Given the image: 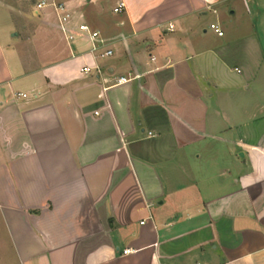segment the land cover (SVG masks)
Here are the masks:
<instances>
[{
    "label": "crops",
    "instance_id": "crops-1",
    "mask_svg": "<svg viewBox=\"0 0 264 264\" xmlns=\"http://www.w3.org/2000/svg\"><path fill=\"white\" fill-rule=\"evenodd\" d=\"M13 1L32 18L0 48L18 263L264 264V0Z\"/></svg>",
    "mask_w": 264,
    "mask_h": 264
},
{
    "label": "rangeland",
    "instance_id": "rangeland-1",
    "mask_svg": "<svg viewBox=\"0 0 264 264\" xmlns=\"http://www.w3.org/2000/svg\"><path fill=\"white\" fill-rule=\"evenodd\" d=\"M28 2L27 5L33 4L40 0H21ZM244 8L243 4L241 5ZM23 8L16 4L13 0H0V48L4 47L5 52L9 56V46H15L17 49L21 48L26 43V35H24V28L29 32L32 18L21 12ZM245 13V12H244ZM240 12L236 16L230 18L231 22H235L240 18ZM254 15V14H253ZM264 15L256 17L259 21L264 19ZM253 20L254 17L245 13L242 20ZM255 21V19L253 20ZM257 22V21H256ZM22 29V30H21ZM18 35V36H16ZM0 264H19L15 253L13 252L8 231L6 230L5 223L1 216L0 208Z\"/></svg>",
    "mask_w": 264,
    "mask_h": 264
},
{
    "label": "built area",
    "instance_id": "built-area-1",
    "mask_svg": "<svg viewBox=\"0 0 264 264\" xmlns=\"http://www.w3.org/2000/svg\"><path fill=\"white\" fill-rule=\"evenodd\" d=\"M45 5V2H40L38 3V8H41L42 6ZM57 10L61 12V23H62V29L64 32L67 33V37L69 40L74 39L75 34L73 32H71L70 30H68V28L66 27V24L69 23L70 19H71V13L68 12L65 8V6L63 5H58L56 6ZM126 8V5L124 2H120L115 8H114V12L117 14L122 13ZM78 32L82 33V34H87L88 38L91 41V46H90V53L93 54L95 57L98 55L97 52L99 50V47L97 45V39L99 38L100 34L97 31H93L92 29H90V27L87 24H80L78 25ZM173 28V26L171 25V29ZM210 28L219 36H223L224 32L223 30L220 28V26L218 24H211ZM113 55V50L111 49H107L104 52H102L100 54L101 57H109ZM92 70H94L96 73L101 74L102 73V66L97 64L95 65L93 68L89 67V66H85L82 69L83 73H90ZM139 75H134L131 77H125L122 76L120 78L117 79V81L115 82L116 84H126L131 82L133 79L138 78ZM23 96H26L25 94H23ZM131 250L130 249H126L124 251L125 254L129 253Z\"/></svg>",
    "mask_w": 264,
    "mask_h": 264
}]
</instances>
